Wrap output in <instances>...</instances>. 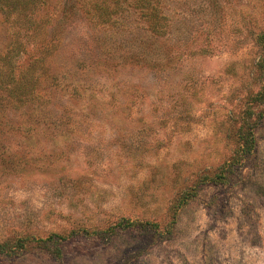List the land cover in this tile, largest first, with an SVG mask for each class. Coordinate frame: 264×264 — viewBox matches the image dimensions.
Instances as JSON below:
<instances>
[{
    "label": "rangeland",
    "instance_id": "obj_1",
    "mask_svg": "<svg viewBox=\"0 0 264 264\" xmlns=\"http://www.w3.org/2000/svg\"><path fill=\"white\" fill-rule=\"evenodd\" d=\"M18 2L0 264H264V0Z\"/></svg>",
    "mask_w": 264,
    "mask_h": 264
},
{
    "label": "trees",
    "instance_id": "obj_2",
    "mask_svg": "<svg viewBox=\"0 0 264 264\" xmlns=\"http://www.w3.org/2000/svg\"><path fill=\"white\" fill-rule=\"evenodd\" d=\"M2 6L7 7L6 8V15L8 16L15 11H18V10L21 11V8L23 9L24 7H26V4L19 3L18 0H0V8ZM7 55L8 54H4V56L2 57V61H3V65L5 66V68L10 69L9 64L11 65V63H13V62L11 61L12 60L11 57L7 56ZM3 72L6 74L3 75L2 74ZM1 77H2V79L0 80V86L1 85L2 86L10 85L13 83L12 71H10V70L9 71H2ZM24 88H25V86H22L21 82H19L18 84L15 82L13 84L12 90H9V92L12 94L11 96L13 98H16L15 94L18 97H20V96H22V94L25 93ZM240 138H241V140H243L242 151L246 154L249 153L253 147L252 146L253 145L252 137H251L250 132L246 135L245 134L241 135ZM126 226H131V223H126ZM48 239L53 240V236L49 237ZM23 248H24V241H17L15 243H13L12 245H9L7 243H3V244H0V253L12 255L15 251L22 250Z\"/></svg>",
    "mask_w": 264,
    "mask_h": 264
}]
</instances>
